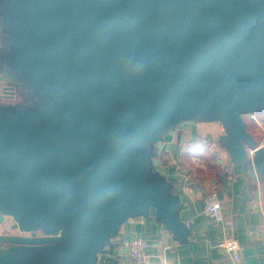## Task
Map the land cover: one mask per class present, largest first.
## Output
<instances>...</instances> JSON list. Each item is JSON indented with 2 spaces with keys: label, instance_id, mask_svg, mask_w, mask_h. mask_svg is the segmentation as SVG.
Returning <instances> with one entry per match:
<instances>
[{
  "label": "water",
  "instance_id": "water-1",
  "mask_svg": "<svg viewBox=\"0 0 264 264\" xmlns=\"http://www.w3.org/2000/svg\"><path fill=\"white\" fill-rule=\"evenodd\" d=\"M0 17V65L30 101L0 104V222L30 233H0V264H97L137 216L188 242L153 164L185 121L221 123L234 173L251 159L264 182L245 119L264 110V0H0Z\"/></svg>",
  "mask_w": 264,
  "mask_h": 264
},
{
  "label": "crops",
  "instance_id": "crops-1",
  "mask_svg": "<svg viewBox=\"0 0 264 264\" xmlns=\"http://www.w3.org/2000/svg\"><path fill=\"white\" fill-rule=\"evenodd\" d=\"M3 43L0 17V47ZM8 79L0 65V97L5 98V94L12 92L10 96L18 102L21 98ZM255 115L261 120V127L253 121L255 128L251 132L248 122V130L264 146V111ZM220 125L219 122L185 121L154 144L155 163L180 196V218L190 229V235L188 242L180 243L155 217L130 219L121 226L115 241L128 236L143 237L148 252L145 264H264V182L251 163L244 173H234L229 155L218 143ZM197 136L212 141L208 149L185 148ZM227 165L232 171L225 173L223 168ZM211 183L222 200L219 215L206 211L205 196ZM10 221L5 217L0 222V233H17L11 229L13 221ZM101 251L105 256L115 254L113 247Z\"/></svg>",
  "mask_w": 264,
  "mask_h": 264
},
{
  "label": "built area",
  "instance_id": "built-area-1",
  "mask_svg": "<svg viewBox=\"0 0 264 264\" xmlns=\"http://www.w3.org/2000/svg\"><path fill=\"white\" fill-rule=\"evenodd\" d=\"M9 94L13 95L14 93L10 92ZM249 115L251 116L253 114H249ZM224 132H225L224 127L220 125V133L222 134ZM252 153H253V150L250 149L249 154L252 155ZM250 163L252 164L251 159H250ZM154 167L157 170L159 169V167L156 165L155 162H154ZM223 171L225 173H228L232 171V167L227 165L223 168ZM221 202L222 200L217 193L215 184L211 183L209 185V192L205 196L206 211L212 215H219ZM15 234L30 235L29 232L22 233L18 231ZM37 235H42V232L38 231ZM262 248H263V258H264V234L262 238ZM114 256L118 259V261L121 264H126V263L145 264L147 262L148 252H147V247H146L144 238L141 236L123 237L120 240V246ZM97 264H105V260L104 259L101 260V257H100Z\"/></svg>",
  "mask_w": 264,
  "mask_h": 264
},
{
  "label": "trees",
  "instance_id": "trees-1",
  "mask_svg": "<svg viewBox=\"0 0 264 264\" xmlns=\"http://www.w3.org/2000/svg\"><path fill=\"white\" fill-rule=\"evenodd\" d=\"M25 89V87H24ZM14 92L16 94H18L15 90ZM212 143V141H208L206 138L203 139V137L197 136L195 139L190 140L186 143L185 148L191 151H199V150H205L208 149V147L210 146V144ZM218 143L221 145V143L218 141ZM222 146V145H221ZM223 148V146H222ZM224 149V148H223ZM155 149H153L154 151ZM155 154H157L156 151H154V156H153V164L156 161V157ZM216 166V165H215ZM174 191V189H173ZM128 237H132V236H128ZM122 239V238H121ZM120 239V240H121ZM120 240L118 241H114L113 240V249L115 250L114 253H116V251L118 250L119 246H120ZM115 254H113L112 256H114ZM128 264V263H126Z\"/></svg>",
  "mask_w": 264,
  "mask_h": 264
},
{
  "label": "rangeland",
  "instance_id": "rangeland-1",
  "mask_svg": "<svg viewBox=\"0 0 264 264\" xmlns=\"http://www.w3.org/2000/svg\"><path fill=\"white\" fill-rule=\"evenodd\" d=\"M24 94L25 93H22L19 97L21 98L20 99V101H18V102H26V103H29L30 101H25L24 99ZM5 95H12V94H5ZM5 95H3V97L5 96ZM16 99H13L12 97H5V98H1L0 99V104H11V103H13V102H16L15 101ZM260 111H264V110H260ZM257 112H259V111H257ZM250 115L249 114H246L245 115V119L247 120V123L248 122H250V124L251 125H249V130L251 131V129L253 130V128H255V125L253 124L254 122L253 121H255V122H257V123H255V124H258V125H260L261 124V120L255 115V113L253 114V115H251L250 117H249ZM197 121H200V120H197ZM260 127H261V125H260ZM252 132V131H251ZM262 133H264V130H263V132ZM218 144V143H217ZM217 147H218V145H217ZM250 164V163H249ZM9 225H11V224H6V226H9ZM105 249V248H104ZM104 252H106V250L104 251ZM101 253V256H99L98 257V260L100 259V257H101V260H105V263L107 262V259H108V257H110V256H105V255H103L102 253H103V251H101L100 252Z\"/></svg>",
  "mask_w": 264,
  "mask_h": 264
},
{
  "label": "bare ground",
  "instance_id": "bare-ground-1",
  "mask_svg": "<svg viewBox=\"0 0 264 264\" xmlns=\"http://www.w3.org/2000/svg\"><path fill=\"white\" fill-rule=\"evenodd\" d=\"M252 165V164H251ZM216 188V187H215Z\"/></svg>",
  "mask_w": 264,
  "mask_h": 264
},
{
  "label": "flooded vegetation",
  "instance_id": "flooded-vegetation-1",
  "mask_svg": "<svg viewBox=\"0 0 264 264\" xmlns=\"http://www.w3.org/2000/svg\"><path fill=\"white\" fill-rule=\"evenodd\" d=\"M26 101H28V100H26Z\"/></svg>",
  "mask_w": 264,
  "mask_h": 264
}]
</instances>
